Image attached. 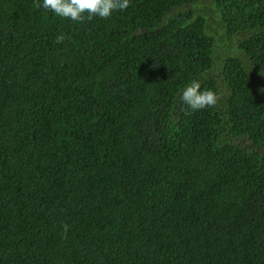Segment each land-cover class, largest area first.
I'll list each match as a JSON object with an SVG mask.
<instances>
[{
	"label": "trees",
	"instance_id": "obj_1",
	"mask_svg": "<svg viewBox=\"0 0 264 264\" xmlns=\"http://www.w3.org/2000/svg\"><path fill=\"white\" fill-rule=\"evenodd\" d=\"M0 264H264V0H0Z\"/></svg>",
	"mask_w": 264,
	"mask_h": 264
},
{
	"label": "clouds",
	"instance_id": "obj_2",
	"mask_svg": "<svg viewBox=\"0 0 264 264\" xmlns=\"http://www.w3.org/2000/svg\"><path fill=\"white\" fill-rule=\"evenodd\" d=\"M130 0H36V7H43L55 16L84 23L95 17L106 19L115 11H124ZM67 37L59 34L57 43H63ZM202 84L192 80L181 92L179 100L193 112L217 106L222 94L212 89L201 90ZM68 228L65 225V232Z\"/></svg>",
	"mask_w": 264,
	"mask_h": 264
}]
</instances>
